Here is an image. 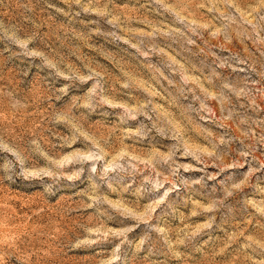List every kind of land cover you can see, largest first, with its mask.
Segmentation results:
<instances>
[{
	"label": "rangeland",
	"instance_id": "374dc122",
	"mask_svg": "<svg viewBox=\"0 0 264 264\" xmlns=\"http://www.w3.org/2000/svg\"><path fill=\"white\" fill-rule=\"evenodd\" d=\"M0 264H264V0H0Z\"/></svg>",
	"mask_w": 264,
	"mask_h": 264
}]
</instances>
